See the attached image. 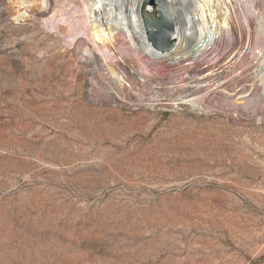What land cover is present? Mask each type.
Instances as JSON below:
<instances>
[{
	"label": "rangeland",
	"instance_id": "obj_1",
	"mask_svg": "<svg viewBox=\"0 0 264 264\" xmlns=\"http://www.w3.org/2000/svg\"><path fill=\"white\" fill-rule=\"evenodd\" d=\"M9 3L0 0V264H264L255 46L245 41L230 88L214 86L199 114L142 82H181L186 68L162 77L129 57L143 78L121 85L83 62L85 36L76 45L56 30L67 15L55 0L45 17L21 20ZM223 41L227 60L232 38Z\"/></svg>",
	"mask_w": 264,
	"mask_h": 264
},
{
	"label": "bare ground",
	"instance_id": "obj_2",
	"mask_svg": "<svg viewBox=\"0 0 264 264\" xmlns=\"http://www.w3.org/2000/svg\"><path fill=\"white\" fill-rule=\"evenodd\" d=\"M120 1V11L115 12L117 11L114 10L117 0H55L56 3H59L60 8H57V11L60 10L62 15H67L66 18H61V20L59 18L60 21H58L59 23L62 21L66 25L62 27L59 26V23V25L55 23L56 30L66 36L70 35L74 40L72 42H76V45L80 42L81 37L79 38V36H85L90 45L92 43L91 49L87 48L89 45H86L87 49L84 50L87 51L88 56L85 57V61H81L86 62L88 66H105L106 71L121 85L126 81L139 83L143 78L138 65L129 57H139L142 63L141 70H145L148 66L151 67L149 69L159 67L161 71L158 72L163 75L162 77L165 76V73L174 72L176 68H186L189 77L181 82L167 84L163 78H149L147 75L144 76L145 79L142 82L157 85L152 86V89L155 91L156 97L162 98L160 100H169L170 97V100L178 101L174 104H189L193 110H197L201 114L202 111L208 110H205L206 101L213 87H222L227 91L230 88L227 83L235 80L236 77L228 79L230 76L225 77V75L247 56L246 51L242 49L246 41L248 47L255 46L252 58L254 62L256 61V66H253L256 70H254L256 82L251 85L256 90L259 102L264 104V5L258 4L256 0H167L175 21L174 37L176 42L171 50L161 52L146 41L145 29L140 17V6L143 0ZM185 3H188L186 8L192 10L191 17H188L190 9L189 12H185ZM8 8L15 20L29 17L40 18L49 9L48 0H10ZM58 12L56 13L58 14ZM55 16L47 19L50 22L54 21L57 19ZM57 16L59 17V15ZM242 18L244 23L240 21ZM50 22L49 24H51ZM55 22L57 21L55 20ZM227 37L232 38V45H229L231 53L229 59L223 60V53L219 51L224 45V38ZM196 41L197 43L194 44ZM215 53H217L215 61L211 60V63L203 67L201 62L207 61V58ZM82 57L79 58L83 59ZM249 63L251 62L249 61ZM246 67L248 65L244 66L245 69ZM250 69L240 71L239 75L245 74ZM121 73L122 75H120ZM105 88L107 89V87ZM260 88L262 93L259 91ZM173 95L177 98L171 99ZM163 96L166 98L163 99ZM115 98L117 99V97ZM239 99L232 98V104L234 106L243 105V107L245 105L246 107L250 100L239 101Z\"/></svg>",
	"mask_w": 264,
	"mask_h": 264
},
{
	"label": "water",
	"instance_id": "obj_3",
	"mask_svg": "<svg viewBox=\"0 0 264 264\" xmlns=\"http://www.w3.org/2000/svg\"><path fill=\"white\" fill-rule=\"evenodd\" d=\"M140 17L145 29L146 41L158 51L171 50L176 42L175 21L167 0H143Z\"/></svg>",
	"mask_w": 264,
	"mask_h": 264
}]
</instances>
